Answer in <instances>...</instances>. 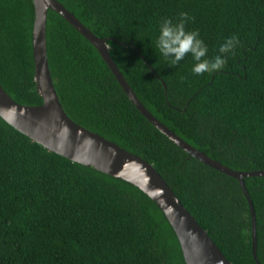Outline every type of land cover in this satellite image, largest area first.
Masks as SVG:
<instances>
[{
  "label": "trees",
  "instance_id": "obj_1",
  "mask_svg": "<svg viewBox=\"0 0 264 264\" xmlns=\"http://www.w3.org/2000/svg\"><path fill=\"white\" fill-rule=\"evenodd\" d=\"M96 36L142 104L210 158L264 171V0H57ZM187 12L209 58L232 34L226 67L192 76L191 57L168 66L153 43L162 18ZM33 0H0V83L40 106ZM54 85L77 124L138 155L166 180L232 264H257L240 182L190 156L131 102L96 47L49 10ZM264 264V177L245 179ZM0 264H187L178 237L140 189L49 151L0 117Z\"/></svg>",
  "mask_w": 264,
  "mask_h": 264
},
{
  "label": "water",
  "instance_id": "obj_2",
  "mask_svg": "<svg viewBox=\"0 0 264 264\" xmlns=\"http://www.w3.org/2000/svg\"><path fill=\"white\" fill-rule=\"evenodd\" d=\"M33 3L35 7L33 29L35 81L43 104L20 105L8 95L0 83V117L49 151L121 179L140 189L158 206L174 229L187 264H232L154 165L77 124L67 115L56 91L48 58V13L49 10L55 11L96 47L131 102L159 131L190 156L240 182L252 215L254 259L257 264H262L257 256L256 209L245 179L264 177V171H234L190 145L159 121L142 104L113 60L106 39L96 36L57 0H33Z\"/></svg>",
  "mask_w": 264,
  "mask_h": 264
},
{
  "label": "clouds",
  "instance_id": "obj_3",
  "mask_svg": "<svg viewBox=\"0 0 264 264\" xmlns=\"http://www.w3.org/2000/svg\"><path fill=\"white\" fill-rule=\"evenodd\" d=\"M194 23L187 12L179 13L177 19L162 18L154 38L155 49L171 67H177L189 57L194 62L192 76L202 78L205 75L222 71L228 62V55L239 45V37L230 35L219 46L218 53L209 58V48L201 39L198 31L186 30V25Z\"/></svg>",
  "mask_w": 264,
  "mask_h": 264
}]
</instances>
